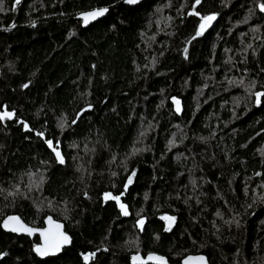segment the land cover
Here are the masks:
<instances>
[{"label":"trees","instance_id":"trees-1","mask_svg":"<svg viewBox=\"0 0 264 264\" xmlns=\"http://www.w3.org/2000/svg\"><path fill=\"white\" fill-rule=\"evenodd\" d=\"M125 1L0 0V264H264V0ZM10 215L73 243L42 260Z\"/></svg>","mask_w":264,"mask_h":264},{"label":"snow or ice","instance_id":"snow-or-ice-1","mask_svg":"<svg viewBox=\"0 0 264 264\" xmlns=\"http://www.w3.org/2000/svg\"><path fill=\"white\" fill-rule=\"evenodd\" d=\"M128 3H135L137 2V0H127ZM196 4L200 3V0H195ZM21 3V0H15V4L19 5ZM260 9L261 11H264V4L260 5ZM108 11V9H99L97 11H93V12H89V13H84L82 14V18L84 21V24L87 25L91 20H95L97 17L99 16H103L106 12ZM216 17L213 16H206V17H202V23L200 24V30L196 33L197 36L201 35L204 30L210 26L211 22L213 20H215ZM187 51V49H185V52ZM24 87H28L27 84L24 85ZM264 96V93H256V102L257 104L260 103V98ZM176 103V110L180 111V102L178 100H175ZM13 116V113H9V112H5L4 114L0 115V120H3L5 118L11 119ZM27 127V126H25ZM49 147H52V142L48 141L47 142ZM53 151L56 152V156L57 159L59 160L60 163H64L63 157L61 156L59 151H56V149L54 148ZM133 175H135V173H133ZM132 182L131 177L129 178L128 183L130 184ZM109 198H113L110 196V194H106L105 195V199H109ZM114 199H116L117 201H119V197H115ZM120 208L122 211V214L124 216H127L129 213L127 211V208L125 205L120 204ZM162 219L168 221V226L165 229L166 231H170L172 225L175 223V217H171V216H165L162 217ZM143 220L139 221V224L141 226V228L143 227ZM49 225L50 228L41 232V235L44 237V244L42 246H38L35 251L37 252L38 255L40 256H46L50 253H53L55 251H59L60 247L62 244L65 243H69L70 242V238L65 235L63 232L59 231V229L61 228V225L56 224L55 230H53V228L51 227L52 225V221L51 218H49ZM3 227L6 230L12 231V232H27L29 234H31L33 232V230L31 228H28L26 225H24L19 217H8L7 220L4 221ZM89 259V256H84V260L87 261ZM140 258L139 257H133L134 261H138ZM148 260L150 261H156L157 264H167V261L163 258V257H159V256H149ZM190 261H195L197 262V264H207V261L205 260L204 257H189L184 264H190Z\"/></svg>","mask_w":264,"mask_h":264},{"label":"water","instance_id":"water-1","mask_svg":"<svg viewBox=\"0 0 264 264\" xmlns=\"http://www.w3.org/2000/svg\"><path fill=\"white\" fill-rule=\"evenodd\" d=\"M145 1H146V0H137V2H135V3H128L127 0H126L124 4H125L126 6L136 7V6L142 4V3L145 2ZM103 9H105V8H103ZM106 9H108V8H106ZM97 10H99V9H95V10L88 11V12H84V13H89V12H93V11H97ZM84 13H82V14H84ZM82 14H80V15L78 16V20H80V21L82 22V25H83L84 28H88V27H90L91 25H93V24L99 22L100 20L106 18V17L110 14V9H108V11H107L103 16H99V17H97L95 20H91L87 25L84 24V21H83V18H82ZM214 16L216 17V19L213 20V21L211 22L210 26H208V27L204 30V32L202 33L203 35H206V34L209 33L210 31L214 30V29L216 28V26L218 25L220 19H219L218 16H216V15H214ZM175 100H178V101L180 102V111H177V110H176V111H177L178 113H181V112H182V101L179 100V99H176V98H174V99L172 100V102L175 104V109H176V103H175ZM43 138H44V137H43ZM44 139H45V138H44ZM51 142H52V141H51ZM52 146H53V142H52ZM12 216L19 217L20 220H21V222H22L24 225H26L28 228H31V229L33 230V232H32L31 234H29V233H27V232H12V231L6 230V229L3 227L4 221L7 220L8 217H12ZM8 217L2 222V228H3L4 232H6V233H10V234H15V235H17V236H24V237L31 238V239H33V238H35V237H39V238H40V244H39L38 246H42V245L44 244V237L41 235V232H43V231H45V230H47V229L50 228V225H49V218H51V221H52V225H51V227L53 228V230H55V227H54V226H55L56 224L61 225V228L59 229V231L63 232L65 235H67V236L70 238V242H69V243L62 244L61 247H60V249H59V251H55V252L50 253V254H48V255H46V256H40V255H38L37 252L35 251L36 256H37L38 258L42 259V260H45V259H48V258H51V257H57V256L61 255V254L64 252V250L70 248L71 245H72V243H73V238H72V236H71L69 233H67V231H66V227H65V224L62 223V222H60V221L55 220L54 217H52V216H48V217L46 218V220H45V227H44V228H40V229L29 226L27 223H25V222L23 221V219H22L19 215H10V216H8ZM166 223H167V226H168V221H166ZM175 226H176V219H175V223L172 225L171 229H174ZM38 246H37V247H38ZM37 247H36V248H37ZM36 248H35V249H36ZM150 255H151V256H159V257H163V256H160V255H158V254H150ZM150 255H148V256H146V257L143 256V255H141V254L134 255V256H132L131 263H132V264H157L156 261H150V260H148V257H149ZM201 256L205 258V260L207 261V264H211L210 261H209V259H208L205 255H190V256H188L187 258H185V259L182 261L181 264H184V262H185L189 257H201ZM133 257H139L140 259H139L138 261H134V260H133ZM163 258L167 261V264H169V260H168L167 258H165V257H163ZM190 264H197V262H195V261H190Z\"/></svg>","mask_w":264,"mask_h":264},{"label":"rangeland","instance_id":"rangeland-1","mask_svg":"<svg viewBox=\"0 0 264 264\" xmlns=\"http://www.w3.org/2000/svg\"><path fill=\"white\" fill-rule=\"evenodd\" d=\"M203 22V21H202Z\"/></svg>","mask_w":264,"mask_h":264}]
</instances>
